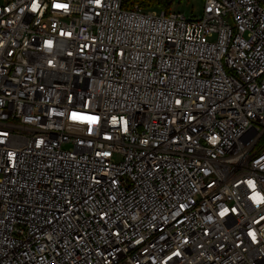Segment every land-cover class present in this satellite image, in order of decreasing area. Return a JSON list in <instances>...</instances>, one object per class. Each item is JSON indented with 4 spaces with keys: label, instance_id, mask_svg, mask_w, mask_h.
Masks as SVG:
<instances>
[{
    "label": "built area",
    "instance_id": "built-area-1",
    "mask_svg": "<svg viewBox=\"0 0 264 264\" xmlns=\"http://www.w3.org/2000/svg\"><path fill=\"white\" fill-rule=\"evenodd\" d=\"M0 264H264V0H0Z\"/></svg>",
    "mask_w": 264,
    "mask_h": 264
},
{
    "label": "rangeland",
    "instance_id": "rangeland-1",
    "mask_svg": "<svg viewBox=\"0 0 264 264\" xmlns=\"http://www.w3.org/2000/svg\"><path fill=\"white\" fill-rule=\"evenodd\" d=\"M204 0H173L171 12H179L187 19L196 20L202 17ZM160 11L158 7L153 9Z\"/></svg>",
    "mask_w": 264,
    "mask_h": 264
},
{
    "label": "trees",
    "instance_id": "trees-1",
    "mask_svg": "<svg viewBox=\"0 0 264 264\" xmlns=\"http://www.w3.org/2000/svg\"><path fill=\"white\" fill-rule=\"evenodd\" d=\"M173 0H123V6L131 9L134 5H138L144 10H153L158 7L166 12L171 11Z\"/></svg>",
    "mask_w": 264,
    "mask_h": 264
},
{
    "label": "snow or ice",
    "instance_id": "snow-or-ice-1",
    "mask_svg": "<svg viewBox=\"0 0 264 264\" xmlns=\"http://www.w3.org/2000/svg\"><path fill=\"white\" fill-rule=\"evenodd\" d=\"M98 2H99V0H97V3H98ZM37 7H38V5L34 3V4H33V11H35ZM54 7H56V8H67V5H63V4H55ZM47 45H48L49 47H51V42H47ZM73 118H76V117H75V114H74V117H73ZM91 120H92V122H95L96 118L93 117V118H91ZM249 185H250V186H253L251 181H249ZM254 199L256 200V203H258V204L261 202L259 199H256L255 197H254ZM221 215H224V213L222 212ZM250 235H251V233H250Z\"/></svg>",
    "mask_w": 264,
    "mask_h": 264
}]
</instances>
